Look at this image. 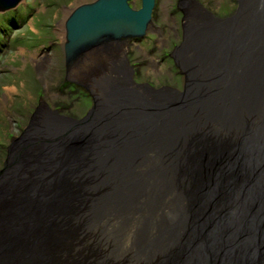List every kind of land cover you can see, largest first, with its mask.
<instances>
[{"label":"bare ground","instance_id":"6f19581e","mask_svg":"<svg viewBox=\"0 0 264 264\" xmlns=\"http://www.w3.org/2000/svg\"><path fill=\"white\" fill-rule=\"evenodd\" d=\"M226 1L203 0V6L192 0L196 8L185 16L183 25L195 27L190 32L180 30L179 37L178 33L168 35L169 42L160 39L161 44L166 42L162 48L152 41L151 46L146 45V53L142 54L134 52V47H138L134 45L146 44V38L151 39V31L156 30L152 22L145 25L142 38L133 35L118 37L115 38L117 41L112 39L101 43L95 50L89 49L83 57L76 59L73 58L72 46L69 45L66 50L71 57L64 52L67 42L65 23L74 9L61 22L65 80L68 83L77 82L85 88L83 81L87 83L89 77L95 80L93 74L96 73L100 76L92 90L86 89L87 93H82L90 95L92 100L86 101L92 102L86 119L65 118L57 111L49 112L45 103L39 112L31 115L23 132L36 125L31 131L48 130L51 133L50 142L44 145L32 142L41 155L35 157L34 168L31 166L33 160L25 159L28 149L19 148L17 143V146L12 144L8 149L14 154L12 157L23 161L14 167L20 169L18 174L22 176H0V186L3 179L5 184L19 186L15 190L18 194L6 191V188L0 191L1 208L8 211L15 202H23L19 194L28 189L20 188V182L25 184L26 181H33L34 186L42 185L44 188L47 185L45 189L53 193L63 187L71 193V197L76 198L74 205L59 201L60 198L54 195L42 196L31 191L30 198L25 199L32 208L40 206L44 211L43 218L48 217L46 206L41 207L44 199L54 206V219L62 213L69 215L60 220L59 227L54 224V231L49 235H54L53 239H62L50 245L55 248L54 256L59 257L53 256L49 260L46 254L35 253L26 258L28 263L79 264L83 260L87 264H120L122 262L119 263L118 259H125L131 264H264V90L254 85L253 73L243 71L244 75L240 74L247 69L241 65L251 45H263L261 50H255L254 55L259 67L264 63V0H240L236 4L228 0L232 1L231 5ZM128 4L132 10L140 9ZM181 10L182 13L187 11L185 7ZM5 13L8 12L0 14ZM152 16L151 13L150 20ZM194 30L196 32H192ZM251 36L258 39L252 40ZM233 38H244L250 46L242 47V55L232 60L226 57L227 54L232 56L240 51V46L229 44ZM243 42L240 39L239 44ZM168 48L170 52L164 53L167 61L161 64L170 66L174 76L182 78L178 88L165 85L160 75L141 74L130 63L142 60L145 55H156L158 49L165 52ZM227 60H231L232 64L227 65ZM67 61H70L68 67L65 64ZM239 75L249 77L251 82L243 83L242 78L238 79ZM143 79L151 83L139 82ZM165 79L170 81L167 77ZM256 79H259L258 75ZM166 90L177 94L169 100L163 95ZM207 104L212 109L204 110ZM137 108L147 114L155 112L157 117L154 121L159 126L153 127L151 135L156 134L159 142L166 138V128L178 130L184 117H187L189 132L186 130L178 137V145L176 140H165L172 145L162 144L161 149L144 158L140 154H131L129 151H134L132 141L137 139V129L131 126L137 125L143 116V113L135 112ZM168 109L172 112L163 117L161 113ZM132 112L138 116L132 117ZM130 119L132 123H129ZM99 137L115 144L112 150L103 149L106 142L74 140L83 138L89 141ZM66 139L71 140L67 142ZM121 139H127V142H120ZM149 142L155 141L151 139ZM190 142L193 143L190 145ZM252 148H256L257 152H250ZM60 153L66 156L62 158ZM92 153L112 159L123 156L132 161L134 165L132 168L129 166L120 179H132L135 187L119 189V181L111 180L110 173L86 170L81 160L84 157L89 160L88 156ZM166 165H169L168 169L164 167ZM41 169L46 170V179H41ZM152 171L157 173L150 178L147 173ZM69 176L72 179H57ZM156 178L158 183L154 182ZM150 181L151 185L145 183ZM68 205L69 211L64 208ZM5 229L10 228L5 227L0 219V233L5 234ZM10 230L7 238L12 235ZM74 235L86 237L95 252H72L67 241H72ZM1 238L4 236H0V241ZM46 241L52 243V240ZM0 248V254L10 256L1 244ZM62 251L66 255L63 256Z\"/></svg>","mask_w":264,"mask_h":264},{"label":"rangeland","instance_id":"374dc122","mask_svg":"<svg viewBox=\"0 0 264 264\" xmlns=\"http://www.w3.org/2000/svg\"><path fill=\"white\" fill-rule=\"evenodd\" d=\"M92 1L94 0H21L15 10L0 14V170L7 159L8 148L15 143L19 145V148L23 147L29 150L28 157L25 159L33 160L31 166L33 168L36 166L34 157L37 152L32 142L44 145L46 142H50L51 133L48 130L31 131L36 125L29 126L32 128L28 129L29 132H23V130L28 127L27 123L31 115L39 112L43 103L47 107L49 106V112L57 111L58 115L76 120L85 117L90 109L92 102L86 103L82 93H87L86 89L92 90L100 75L99 73L93 74L95 80L89 77L87 83L83 81L82 85L85 88L77 82L74 84L65 80L66 73L62 56L64 35L61 33L63 27L61 22L74 8ZM195 1L204 6L203 0ZM238 1L240 0H233L235 4L239 3ZM188 2L193 4L192 0H155L151 25L156 30L151 31L153 32L151 39L147 40L146 38V44H135L134 46L138 47L137 49L134 47V52L146 53V45L151 46L152 41L158 48L159 46L162 48L166 42L161 44L160 39L169 42L168 35L173 36L178 33L179 37L180 30H192L193 26L183 25L185 16L191 14L190 11H194L196 8L194 4L191 5ZM228 2L230 5L232 4V1ZM130 3L135 9L139 8L141 4L140 0H130ZM182 7H185L187 11L182 13ZM198 8L202 9L203 7ZM158 52L153 56L145 55L144 60L139 59L130 63H133L134 69L141 74L145 75L146 73L148 76L154 75V77L160 75L165 85L178 88L182 84L180 83L182 78L175 77L174 70H170L172 69L170 66L164 65L165 63L161 64V62L167 61L165 54L170 52V48L165 52L158 49ZM161 52L163 53L161 54ZM164 56L165 58L162 59ZM139 65H143V67H139ZM84 67L86 68L85 65ZM166 77L170 81H167ZM139 82L151 83L146 79ZM35 116L33 118L36 119ZM66 140L69 142L71 139ZM74 140L75 142H84L86 139L77 138ZM15 150L18 151V149ZM61 156L64 158L66 154H61ZM10 171L14 176L18 173L14 168ZM45 172L44 169L39 170L41 179H46L47 173ZM24 175L28 177V174ZM66 178L69 179V177ZM63 179L65 178L63 177L61 180ZM4 182L3 179L0 190L9 185ZM10 187L16 189L10 185L7 188L10 189ZM46 187L48 186L46 185ZM48 190L41 188L42 195L50 196ZM67 242L71 244V251H77V254L79 250L82 253L95 252L88 245L90 241L82 235H74V239ZM62 254L66 255L64 251ZM118 261L122 262L120 264H131L125 259H118ZM79 264L87 263L82 260Z\"/></svg>","mask_w":264,"mask_h":264},{"label":"water","instance_id":"95a60500","mask_svg":"<svg viewBox=\"0 0 264 264\" xmlns=\"http://www.w3.org/2000/svg\"><path fill=\"white\" fill-rule=\"evenodd\" d=\"M20 1L21 0H0V12L7 11L10 9H14L20 3ZM128 2H129V0H95L92 3L83 4V5H80L79 7L75 8L65 23V25L67 26L66 36H65V39L67 40V42H66V45L64 47V52L66 53V50L69 49V45L72 46V48L74 49L73 58L76 59V58L83 57L84 54L87 52V50L93 49V48L95 50L99 44L108 43L110 40L118 38V37L123 38V37H128V36L133 35V36L142 38L143 34H144L143 32L145 31V25L147 23L151 22L150 15L152 13L155 0H140L141 6H140L139 10L130 9ZM192 32H196V30H194ZM256 38H257V36H256ZM256 38L251 36L252 40L253 39L256 40ZM240 39L244 41L241 45L239 44ZM240 39L238 40L237 38H233L231 41H229L230 45L240 46V51H236L237 53L235 52L234 54H232V56L227 54L226 57L232 58V60L234 57H240L243 53V51L241 52L242 47L243 48L247 47V45H248V47L250 46L249 42L247 40H244V38H240ZM252 40H250V41H252ZM93 45H96V46L93 47ZM262 46L251 45L249 47V50L247 49L248 55H246V60L243 63L241 62L242 63L241 66L247 67V69L246 68H245V70L243 69L240 72V74H241V76H243L244 75L242 73L243 71H244V73L246 72L247 74L253 73L254 77L252 76V78H254L256 80V81H254V85L259 87L261 90H264V81H262V79L264 77V63L262 64V67H259V63L256 62L257 57H255V55H254L257 52L255 50H261ZM66 56L71 57L72 55L71 54L69 55L68 53H66ZM213 56H216V55H213ZM68 57H66V59ZM69 63H70V61H67L65 63L67 67H68ZM228 63L232 64V61L230 60V62H229L227 60V65H228ZM245 63H247V64L245 65ZM256 75H258L260 80L256 79ZM241 76L239 75L238 79L242 78L241 81H243V83H247L248 81L251 82L249 77H247V76L241 77ZM224 86H228V85L226 84ZM170 93L173 95H171ZM175 94H177L175 91H169V90H166L163 93L164 97H167V99H169V100H172V97ZM113 96L114 95H112V97ZM180 98L181 99L184 98L183 94H181ZM205 99H206V97H205ZM120 104H122V103H120ZM189 104L192 105L191 103H189ZM209 105L210 104L204 105L205 106L204 110L207 111L208 108L212 109V107H209ZM137 109L138 110H135V112H138L139 114L143 113V112H140V108H137ZM211 109H209V110H211ZM123 110L124 109H122V111ZM160 112H162V110ZM171 112H172V110L168 109L167 112H163L161 114L163 117H168V114ZM197 113H198V111H197ZM135 116H138V114L133 113L132 117H135ZM190 116H192V114ZM156 117L157 116L155 115V112H153V111H151L149 114L143 113L142 120L140 122L136 123L137 125L131 126V128L137 129L136 130L137 139L132 141V142H134V145L132 146L134 151H132V152L129 151V153L140 154L142 156V158H144L145 155L153 153L156 149H161L159 147H161L162 144H164L166 146L172 145L171 142H164L165 140H176L177 141L176 144L178 145V142H180L178 140V137L182 136L184 133H186V130L189 128L188 124L186 123L187 117L183 116L184 118L181 120V122L183 124L181 125V127L175 131H173L171 127H167L165 135H164V137H166V138L163 139V142H159V140H158L159 138L157 137L156 134L151 135L153 127L158 125V123L154 121L156 119ZM83 119H86V118L83 117L82 120ZM129 123H132L131 119H130ZM184 125H187V126L185 127ZM182 126H184L185 128L182 129ZM187 132H189V130H187ZM151 139L155 142H149ZM126 140L127 139H121L120 142H127ZM97 141L106 142L104 147H103L104 150L106 148H109V149L111 148V150H112L113 146L115 145L113 143L112 144L109 143L108 140L101 139L100 137L97 138L96 140L95 139L94 140L92 139L89 141L84 140V142H97ZM156 141H158V142H156ZM191 143H193V142H190L189 144L191 145ZM123 144H125V143H123ZM137 148H140V149H137ZM122 149L124 151L126 148L124 147ZM142 149H144V150H142ZM249 151L250 152L253 151L256 153L257 149L252 148V149H249ZM12 155H13L12 151L8 150V155H7V159L4 162V167L0 170L1 178H2V176H3V178L7 177L6 174L9 175V177H15L14 175H12V172L10 170L13 169L15 167V165L18 166V165H21L23 163V161H20L19 159L12 157ZM35 156L38 157L41 155L37 153V154H35ZM86 156H88V155H86ZM102 156H96L94 153H92L91 156H88V157H90L89 160L86 161L85 160L86 157H84L83 160H81V163L84 164L83 166L88 171H96V172L104 171L107 174L110 173L108 176H111V177H109L111 180L116 179L119 181V183H120L119 189H120V187H123L126 190L132 189V187L135 185V182L132 179L131 180H129V179L128 180H121L120 176L122 173H125L126 170H128L129 166H131V168H132L133 162L122 158L123 156H121L119 158L115 157L114 159H112L106 155H102ZM34 159H35V157H34ZM226 160H230V159L227 158ZM54 161H56V160H54ZM26 166L27 165H25V167ZM164 167L166 169H168L169 165H166ZM14 169L17 172L20 171V169H16V168H14ZM86 170H84V171H86ZM115 173H117V174L115 175ZM156 173H155V171H152L151 174H149V173H147V174L151 178ZM16 176H22V175L17 173ZM59 178H61V177H58L57 179H59ZM65 180H67V179L66 178L63 179V181H65ZM155 180L156 181H154V182L158 183L159 179L156 178ZM151 182L152 181L145 182V183H150V185H151L152 184ZM52 183H54V182H52ZM20 184L22 185V187H20V188L28 189L27 191H24V193L22 195H21V193L19 194V196L22 197L21 200L23 202H21V203L19 201L15 202L13 205H11V208L8 211H6L4 208H1L3 205L0 207V210L3 209V211H1V213H0V219L2 220V223L5 224V227H7V228L9 227L11 229V230L5 229V231H4L5 234L0 233V236H4V238H1L2 241H0L1 247H2V249L7 250L9 255H10V256H3L2 254H0V264H30V263H28L26 258L32 257L33 255H35V253L40 254V255L46 254V256H48L49 260H50L54 256L53 250L55 249L54 247H50V245L57 244V243H59V241H62V239L56 238V237H55V239H53L52 237L54 235L53 236H49V235L52 234V232L54 231V224L58 225V227H59V224L61 222L60 220H62L63 217L64 218L69 217L68 214L62 213L58 219H54V218H56V217H53V215H52V211H53L54 206H51L50 201L47 202V200L44 199L41 207L44 205L46 206V208H47L46 211H48V212H46V214L48 217L43 218L42 213L44 211L42 209H40V206L38 208L37 207L32 208L29 206V204H27L28 202H26L25 199L30 198V195L32 194V192H33V194H41L42 195L43 192L41 191V188H43L44 190H45V188L42 185L41 186H38V185L34 186L33 181L31 183L26 181L25 184L20 182ZM10 186H12V185H10ZM14 186H13L14 188L19 187L16 185H14ZM7 187H6V189H7L6 191H12L13 193H17L15 191L16 189H12L11 187H10V189H8ZM117 188H118V186H117ZM4 189L5 188L1 189L0 191H3ZM160 190H161V188H160ZM48 193L51 194L50 196L54 195L55 197H57V199L60 198L59 201H64L65 203H72V204L76 205V202H75L76 198L71 197V193L69 191L67 193V190H64L63 187L58 188L54 193L52 192V190H48ZM166 193H169V192H166ZM137 194L138 193H136V195ZM133 195H135V193H133ZM133 195L130 196V199L132 198ZM42 196H44V195H42ZM15 198H17V197H15ZM132 202H134V201H132ZM5 203H8V202H5ZM64 208H67L66 210L69 211L68 208H70V207L68 205V206H65ZM6 217H7V219H6ZM9 230L12 232V235H9V237L7 238L6 236L8 235ZM37 233H39V234L42 233V235L38 236ZM9 239H11L12 242ZM47 239L52 240L51 241L52 243L47 242L46 241ZM188 252L191 253L190 250ZM54 257H59V256H54ZM43 262H45V261H43Z\"/></svg>","mask_w":264,"mask_h":264}]
</instances>
